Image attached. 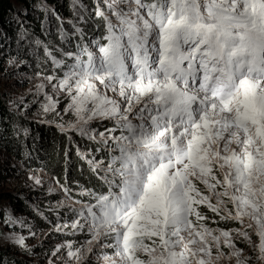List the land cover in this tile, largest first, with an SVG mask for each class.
<instances>
[{
    "label": "snow or ice",
    "instance_id": "obj_1",
    "mask_svg": "<svg viewBox=\"0 0 264 264\" xmlns=\"http://www.w3.org/2000/svg\"><path fill=\"white\" fill-rule=\"evenodd\" d=\"M61 7L0 31V264H264V0Z\"/></svg>",
    "mask_w": 264,
    "mask_h": 264
},
{
    "label": "trees",
    "instance_id": "obj_2",
    "mask_svg": "<svg viewBox=\"0 0 264 264\" xmlns=\"http://www.w3.org/2000/svg\"><path fill=\"white\" fill-rule=\"evenodd\" d=\"M35 1L36 0H0V28H1L0 31H2L3 29H6L5 31H7L9 35H14V32L16 30L15 29V26H17V25L15 24V22L9 23V21L11 19L10 18V15L12 13L19 14L17 12V6L18 5H21L24 8H27L28 9L27 14L24 15V16H22L21 19H24V20H27L28 22H30L33 25V31H34V33L36 35H41L40 34V31H39V25L36 23V16L39 15L42 18V13L36 12L34 10L32 4ZM86 1H88L87 3L90 2V0H86ZM45 2H47L49 4L56 5L58 10L59 9H62L61 12L65 16H68L67 8L66 7H61L62 4L63 5H66L67 2H68V0H45ZM41 38H43L42 35H41ZM43 132H44L43 129H41V131L38 132V133L42 135ZM46 134L47 133H45L44 136ZM53 136H56L57 137V140L59 139L58 134H56L55 132L52 133L51 136H46L45 137V140L46 141L47 140L49 141L47 143V147H48V154L47 155L49 157L48 158L49 159L48 162L52 166V168L51 167L50 168L53 169V170H58V177L59 178H62V174L65 172L64 171L65 164L63 162V158H62L61 153L60 152L57 153V151L54 150V148H53V144H54V141L52 139ZM76 167H79V170H76ZM81 169H83V176L81 175ZM61 172H63V173H61ZM70 172H71V174L73 173V171H71V170H70ZM74 174L75 175L72 177V179L70 181V184H71L72 181H76V180L85 182V178L88 175V170L85 167V164L81 160H78L77 158H75V160H74ZM13 203L15 204L16 202H13ZM16 207L18 209H22V205H20V204H17ZM24 214L27 215L29 218H32L30 212H28V211L25 210L24 211ZM41 226H43L42 223H41ZM223 226H225V225H223ZM227 226H229V225H227Z\"/></svg>",
    "mask_w": 264,
    "mask_h": 264
},
{
    "label": "rangeland",
    "instance_id": "obj_3",
    "mask_svg": "<svg viewBox=\"0 0 264 264\" xmlns=\"http://www.w3.org/2000/svg\"><path fill=\"white\" fill-rule=\"evenodd\" d=\"M39 2V0H36L33 4H32V6L33 5H35L36 3H38ZM87 2L88 1H86V0H84V3H86L87 4ZM68 3V2H67ZM18 8H24L23 6H21V5H18L17 6V9ZM60 11L62 10V9H59ZM37 12V11H36ZM14 14H16V13H12L11 15H10V18H11V16L12 15H14ZM52 24H53V27H52V29H51V35L49 36V37H47V39L48 40H51L52 42H54V43H56V44H59V41H58V38H57V35H56V31H55V28H56V22H55V20H53L52 21ZM17 28V26H15V29ZM1 29V28H0ZM6 29H3L2 31H5ZM14 32V31H13ZM41 39H45V37L43 36V38H41ZM0 63H2V58H0ZM25 87H27V85H25ZM64 103H66V101L64 102ZM60 108L62 109L63 108V103H61V105H60ZM71 117L69 116V115H66L65 116V119H70ZM28 126H29V128L32 130V132H33V134H35L36 132H40L41 131V129H43V134L41 135L40 134V136L42 137V141H41V143H45L46 144V146H47V143L49 142L48 140L46 141L45 140V137L46 136H51V134L52 133H54L55 132V130L54 129H48V128H44V127H37L36 125H34V124H31V123H29L28 124ZM45 133H47L45 136H44V134ZM77 139H79L78 137H77ZM44 140V141H43ZM29 143H31V141L29 140ZM61 153V155H62V157H63V153H62V151L60 152ZM40 155H41V157H42V161H37L36 163H34L33 164V167H35V168H40L41 167V164L43 163V164H46L47 165V167H45L44 168V172L45 173H47L49 176H56L61 182H63L64 181V179H65V172L63 173V172H61V173H63L62 174V178H59L58 177V170H53V169H51L52 168V166H51V164L48 162V155H44V152H43V150L41 151V153H40ZM75 158H77L76 157V154H75V150L73 149L72 150V157H71V163H72V166H71V168H70V170L71 171H73V173L71 174V172H70V170H69V172H68V175H67V179H68V182L70 183V181H71V179H72V177L75 175L74 174V160H75ZM82 161V160H81ZM64 162V161H63ZM84 164H85V167L87 168L88 166H87V163L86 162H84V161H82ZM51 167V168H50ZM65 169V168H64ZM53 170V171H52ZM76 170H79V167H76ZM80 182H82V181H80ZM202 187V186H201ZM52 199H59V197L58 196H53L52 197ZM40 206L41 207H43V205L45 204V203H47V201H45V200H41L40 202ZM207 215H208V217H209V227H213V228H216V227H235V226H237V225H234V224H229V223H226V222H221L220 224H214V223H212V219H213V215L211 214V213H207ZM215 219H219L218 217H215ZM223 225H225V226H223ZM227 225H229V226H227ZM29 243H34V241H29Z\"/></svg>",
    "mask_w": 264,
    "mask_h": 264
}]
</instances>
